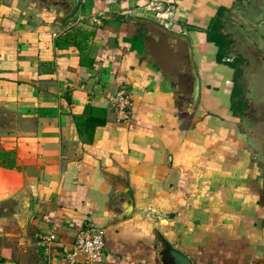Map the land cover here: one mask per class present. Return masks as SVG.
<instances>
[{
	"label": "crops",
	"instance_id": "0c3cea01",
	"mask_svg": "<svg viewBox=\"0 0 264 264\" xmlns=\"http://www.w3.org/2000/svg\"><path fill=\"white\" fill-rule=\"evenodd\" d=\"M236 1L81 0L62 22L41 0H0L6 264H39L38 236L49 232L52 264H67L83 229L105 232L97 264H162L160 236L192 264H264L262 180L232 108L237 67L218 61L205 31ZM191 61L201 85L189 110ZM122 89L126 120L110 105Z\"/></svg>",
	"mask_w": 264,
	"mask_h": 264
},
{
	"label": "rangeland",
	"instance_id": "374dc122",
	"mask_svg": "<svg viewBox=\"0 0 264 264\" xmlns=\"http://www.w3.org/2000/svg\"><path fill=\"white\" fill-rule=\"evenodd\" d=\"M236 6H238L237 10L226 13L223 19V31L231 40L225 53L228 57L226 60L237 67V75L232 82L234 111L240 115L239 129L247 134V146L251 149L252 164L259 170L261 180H264L263 148L258 146L260 137L264 139V62L262 53L255 44L250 45L247 38L248 28L254 25V30L263 21L258 22L256 19L264 16V0H237ZM223 9L225 10L224 6H221L214 17L212 27L205 30L208 39L218 44L224 41V37L215 32L217 26L213 24ZM252 20L255 21L251 23ZM257 200L259 225L264 226V186L261 187ZM3 255L0 253V256Z\"/></svg>",
	"mask_w": 264,
	"mask_h": 264
},
{
	"label": "built area",
	"instance_id": "2783aa9c",
	"mask_svg": "<svg viewBox=\"0 0 264 264\" xmlns=\"http://www.w3.org/2000/svg\"><path fill=\"white\" fill-rule=\"evenodd\" d=\"M150 9L157 11L160 6L155 3ZM166 26L169 27V23ZM110 105L121 119L129 118L130 98L125 90L122 89L111 96ZM38 239V243L43 249L39 264H52L51 254L58 239L57 235L54 232L41 233ZM104 247V230L83 229L77 234L75 242L65 253V259L67 264H97L103 260ZM0 264H6V262L0 258Z\"/></svg>",
	"mask_w": 264,
	"mask_h": 264
},
{
	"label": "water",
	"instance_id": "95a60500",
	"mask_svg": "<svg viewBox=\"0 0 264 264\" xmlns=\"http://www.w3.org/2000/svg\"><path fill=\"white\" fill-rule=\"evenodd\" d=\"M43 1L48 8L54 14H57L59 19L63 22L66 19L74 16L79 9L81 0H41ZM191 47H189L190 58H192ZM192 66V75H193V86H192V93L190 96V103L188 106L189 110H192L193 107L197 104L199 95H200V77L198 72L195 68V64L191 61ZM121 188L124 189L126 192L128 191L127 185L122 182ZM17 198H21V202L18 206H16L18 210V218L21 222H24L31 206V198L27 191V189L22 190L19 193ZM124 213L121 217L129 216L132 212L133 208V197L128 195L127 201L123 204ZM160 242V260L162 264H192V260L189 258L187 254L183 251L179 250L178 248L174 247L173 244L162 236L159 237Z\"/></svg>",
	"mask_w": 264,
	"mask_h": 264
},
{
	"label": "flooded vegetation",
	"instance_id": "af4514ba",
	"mask_svg": "<svg viewBox=\"0 0 264 264\" xmlns=\"http://www.w3.org/2000/svg\"><path fill=\"white\" fill-rule=\"evenodd\" d=\"M263 13V12H262ZM259 17V16H257ZM264 16H260V18H257L256 20L260 22V24L254 28L253 30V26L252 27L250 26L248 29V42L250 43V45L252 44H255L257 46V49L260 51V53H262L261 57L263 58V62H264ZM260 19V20H259ZM255 21V20H252L251 23ZM247 31V29H246ZM262 133V131H261ZM258 146L263 148V153H262V158L264 159V139L262 140L261 137L259 139V143H258ZM264 178V176H263ZM264 186V180H262V188Z\"/></svg>",
	"mask_w": 264,
	"mask_h": 264
},
{
	"label": "trees",
	"instance_id": "16d2710c",
	"mask_svg": "<svg viewBox=\"0 0 264 264\" xmlns=\"http://www.w3.org/2000/svg\"><path fill=\"white\" fill-rule=\"evenodd\" d=\"M224 9L221 11V13L217 16V18H216V20H215V23L213 24V26L214 25H216L217 27V31H215V32H217L221 37L223 36L224 37V41L222 42V43H220L219 42V44L218 43H216L217 44V46H218V48H219V52H218V54H217V59H218V61L219 62H224V60H223V57H224V55H225V48L228 46V45H230L231 44V40H229L228 38H227V34L226 33H224L221 29L223 28V16H224ZM210 27H212V24H211V26ZM210 27H209V29H210ZM211 41V40H210ZM224 63H226V64H229V65H231L232 67H235V64L234 63H230V62H224ZM232 86V85H231ZM232 97H234V90H233V93H232ZM232 108H233V111L235 110V106H234V104H232ZM95 127V126H94Z\"/></svg>",
	"mask_w": 264,
	"mask_h": 264
}]
</instances>
